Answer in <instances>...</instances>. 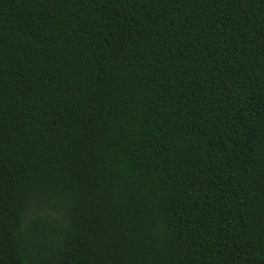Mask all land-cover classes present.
Instances as JSON below:
<instances>
[{"label":"trees","instance_id":"obj_1","mask_svg":"<svg viewBox=\"0 0 264 264\" xmlns=\"http://www.w3.org/2000/svg\"><path fill=\"white\" fill-rule=\"evenodd\" d=\"M0 264H264V0H0Z\"/></svg>","mask_w":264,"mask_h":264}]
</instances>
